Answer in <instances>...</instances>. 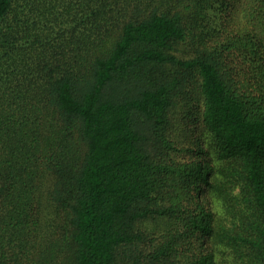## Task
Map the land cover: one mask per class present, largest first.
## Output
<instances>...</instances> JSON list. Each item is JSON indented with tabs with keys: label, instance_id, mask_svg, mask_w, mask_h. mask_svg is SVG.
<instances>
[{
	"label": "trees",
	"instance_id": "16d2710c",
	"mask_svg": "<svg viewBox=\"0 0 264 264\" xmlns=\"http://www.w3.org/2000/svg\"><path fill=\"white\" fill-rule=\"evenodd\" d=\"M0 264H264V0H0Z\"/></svg>",
	"mask_w": 264,
	"mask_h": 264
}]
</instances>
